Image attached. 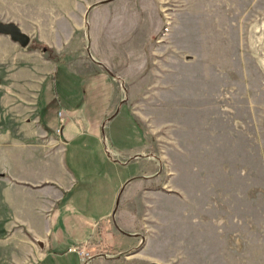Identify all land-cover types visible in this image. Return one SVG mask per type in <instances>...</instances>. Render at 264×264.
Instances as JSON below:
<instances>
[{"label":"crops","instance_id":"1","mask_svg":"<svg viewBox=\"0 0 264 264\" xmlns=\"http://www.w3.org/2000/svg\"><path fill=\"white\" fill-rule=\"evenodd\" d=\"M63 1L67 0L58 2ZM123 3L114 0L85 7L80 24L74 23L70 31L47 24L54 36L49 41L57 42L49 43L42 34L37 39L62 57L59 65L0 34V69L4 71L0 78V120L4 121L0 125V264H54V258L64 257L72 264H116L126 252V264H184L186 260L179 254L147 253L151 244H171L167 209L160 208L170 194L165 183L161 188L154 185L160 174L156 176L151 155L143 153L138 158L139 147L149 143L141 140L137 111L122 98L127 90L126 99L133 100L147 83L143 77L146 45H139L133 30L140 28L147 12L157 20L159 14L155 2L149 6L147 0ZM84 24L90 53L83 67L92 74H78L75 60H70L75 51L68 44ZM18 27L26 33L22 25ZM141 27L146 33V23ZM96 30L100 36L107 31L102 46L95 42ZM101 52L117 61L113 72ZM58 69L61 73L56 76ZM97 75L102 77L99 85ZM121 83L126 87L119 88ZM91 92L108 95L101 126L100 120L85 116L90 108L85 100ZM77 98L80 102L72 109L61 101ZM6 117L12 122H5ZM126 130L130 135L123 139L121 132ZM123 237L130 240L118 248L115 242H126ZM36 241L43 244L42 249ZM103 243L109 248L106 255L90 254ZM219 243L217 239L208 253L211 264H230L232 253ZM75 247L84 248L88 258L69 251ZM205 256L201 249L195 264H202Z\"/></svg>","mask_w":264,"mask_h":264},{"label":"rangeland","instance_id":"2","mask_svg":"<svg viewBox=\"0 0 264 264\" xmlns=\"http://www.w3.org/2000/svg\"><path fill=\"white\" fill-rule=\"evenodd\" d=\"M58 1L0 0V23L22 25L30 44L38 41V34L54 44L50 25L70 31L74 23L80 24L82 9L114 0ZM123 1L125 6L127 0ZM152 2L158 20L147 12L140 19L141 26L146 23V33L141 26L133 30L139 45H146L147 83L133 100L126 99L127 90L122 98L137 111L141 140L149 143L139 147L138 158L151 155L156 176L160 174L154 185L161 188L165 183L170 194L160 208L167 209L171 244H151L147 253L179 254L186 258L184 264H195L202 249L207 258L202 264H211L208 253L218 239L219 246L232 253L230 264H264V0H147L146 4ZM86 24L68 44L75 51L70 60H75L78 74H92L83 67L89 57ZM34 32L37 36L31 40ZM106 32L100 36L96 30V44L102 46ZM102 54L113 72L117 61ZM60 73L58 69L56 76ZM3 75L0 69V78ZM101 76L94 78L96 85ZM87 96L90 108L85 116L100 120L101 126L108 95ZM79 100L61 99L71 109ZM121 134L126 139L130 132ZM123 240L115 242L118 248L130 239ZM102 252H109L104 243L90 254ZM127 253L116 264H126ZM70 261L54 258V264Z\"/></svg>","mask_w":264,"mask_h":264},{"label":"water","instance_id":"3","mask_svg":"<svg viewBox=\"0 0 264 264\" xmlns=\"http://www.w3.org/2000/svg\"><path fill=\"white\" fill-rule=\"evenodd\" d=\"M0 34L9 36L12 41L18 43L21 47L25 48L29 45V37L24 34L16 25L0 23ZM35 243L41 249L43 248V244L40 241H36Z\"/></svg>","mask_w":264,"mask_h":264},{"label":"trees","instance_id":"4","mask_svg":"<svg viewBox=\"0 0 264 264\" xmlns=\"http://www.w3.org/2000/svg\"><path fill=\"white\" fill-rule=\"evenodd\" d=\"M27 48L30 50H37L43 55L47 54V57L52 60L56 65L62 63V57L58 56L52 49H49L46 45L39 43L38 41H32V43L28 45Z\"/></svg>","mask_w":264,"mask_h":264},{"label":"built area","instance_id":"5","mask_svg":"<svg viewBox=\"0 0 264 264\" xmlns=\"http://www.w3.org/2000/svg\"><path fill=\"white\" fill-rule=\"evenodd\" d=\"M69 251L76 252L81 258H88L89 256L88 252L82 247L71 248Z\"/></svg>","mask_w":264,"mask_h":264}]
</instances>
